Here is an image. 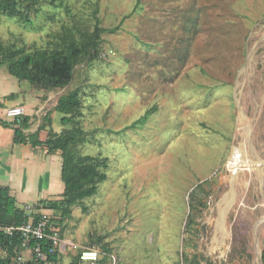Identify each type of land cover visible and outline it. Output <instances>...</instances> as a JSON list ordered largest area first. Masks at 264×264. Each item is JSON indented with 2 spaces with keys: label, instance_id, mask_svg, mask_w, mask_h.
Segmentation results:
<instances>
[{
  "label": "rangeland",
  "instance_id": "1",
  "mask_svg": "<svg viewBox=\"0 0 264 264\" xmlns=\"http://www.w3.org/2000/svg\"><path fill=\"white\" fill-rule=\"evenodd\" d=\"M30 17L0 15V39L34 50L69 31L117 28L61 89H37L0 65V79L20 88L17 99L0 96L4 120L12 118L3 108L23 97L35 104L37 93L44 104L32 129L50 117L60 131L57 99L77 90L87 133L79 151L108 158L97 193L62 219L57 237L68 255L59 264L88 247L108 264L103 245L123 264H262L264 0H37Z\"/></svg>",
  "mask_w": 264,
  "mask_h": 264
},
{
  "label": "trees",
  "instance_id": "2",
  "mask_svg": "<svg viewBox=\"0 0 264 264\" xmlns=\"http://www.w3.org/2000/svg\"><path fill=\"white\" fill-rule=\"evenodd\" d=\"M36 4L37 0H0V15L28 23L31 21L30 13ZM116 29L96 24L91 31L80 32L78 36L71 31L60 35V42L54 47L34 50L13 43H4L0 39V65L6 64L12 77L18 81L26 80L37 89L48 92L61 89L72 81L74 68L79 62L92 61L98 57L101 34L113 33ZM7 97H13V94ZM55 110L63 114L60 119L63 128L60 131L52 129V120L48 117L46 123H39L35 131L26 137L21 130L28 127L29 118L25 116L19 127L13 129V140L16 143L29 142L32 146L43 144L47 153L60 155V179L64 187L61 197L58 200L39 201L35 205V207L41 205L44 209L51 207L60 210L62 218L52 219L53 222H57L54 226L60 230L63 226L62 219L70 216L72 207L97 193L98 185L107 178L108 158L100 155H83L79 151V146L87 141V133L80 124L81 98L77 90L59 96ZM146 118L147 114L138 119V122H145ZM0 122L3 121L0 119ZM43 132H46L45 140L41 137ZM201 188L202 185L198 184L191 194L196 195V191ZM15 201L14 196L9 193V188L0 186V226H20L29 219L26 211L18 207ZM190 206L193 207L194 203L191 202ZM6 242L7 239L1 234L0 244ZM47 244L50 242L47 241ZM102 248L108 255V249L104 245ZM78 254L70 264H79ZM57 255L58 253L50 256V259L57 261ZM0 264H10V261L1 260Z\"/></svg>",
  "mask_w": 264,
  "mask_h": 264
},
{
  "label": "crops",
  "instance_id": "3",
  "mask_svg": "<svg viewBox=\"0 0 264 264\" xmlns=\"http://www.w3.org/2000/svg\"><path fill=\"white\" fill-rule=\"evenodd\" d=\"M3 79L9 82L3 83ZM19 91L20 88L14 87L7 75L0 79V96L7 97L9 94H13V98L17 99ZM32 95L31 98L34 99L35 104L33 102L26 104V98L23 97L22 101L18 100L19 102L13 105L22 107L23 117L29 118L28 127L21 129L26 137L29 131L35 130L32 129L35 125L34 117L39 116L44 104L42 102L37 105V102L41 101L39 94L32 93ZM34 105L36 110L33 111ZM0 119L3 121L0 122V186L9 188L10 195L14 196L17 206L21 209H27L39 201L58 200L64 188L60 179V155L58 153L49 154L45 148L39 145L32 146L29 142H14L13 129L19 126L12 119L4 120L2 115H0ZM60 252L68 255L67 249H60ZM99 260L83 264H98ZM108 260V264H111L110 258ZM57 262L59 264V256ZM70 262L71 260L67 264ZM121 262H116V264H123ZM24 264L33 263L26 262Z\"/></svg>",
  "mask_w": 264,
  "mask_h": 264
},
{
  "label": "built area",
  "instance_id": "4",
  "mask_svg": "<svg viewBox=\"0 0 264 264\" xmlns=\"http://www.w3.org/2000/svg\"><path fill=\"white\" fill-rule=\"evenodd\" d=\"M6 116L11 117L16 125H19L23 118V109L20 106H13L4 109ZM27 214L33 212L34 218L20 226H0V235L7 239L6 243L0 244V261L9 260L11 264H24L34 262L37 264H58L50 259V256L60 252L58 228L52 218L41 205L31 209H24ZM60 219V218H59ZM51 232V233H50ZM16 241V244L14 242ZM47 241L50 244H47ZM13 247V248H11ZM59 247V248H58ZM12 249V252H11ZM79 264L94 263L100 259L101 252L97 248H84L79 254ZM111 264H116V257L109 255Z\"/></svg>",
  "mask_w": 264,
  "mask_h": 264
},
{
  "label": "bare ground",
  "instance_id": "5",
  "mask_svg": "<svg viewBox=\"0 0 264 264\" xmlns=\"http://www.w3.org/2000/svg\"><path fill=\"white\" fill-rule=\"evenodd\" d=\"M229 201H230V199H229V195H226L224 198H222V200L220 201V204H219V211H220V213H222L221 214V217L224 215V213L223 212H225L226 211V209H225V207H228L229 206ZM221 217H219V223L217 224L218 225V230L220 231V233L222 232V234H224L223 233V231H222V229H221V227H222V223H223V221L221 220ZM221 238H215L214 239V241L216 242V244H215V246L213 247V249H218L219 247H220V245H221V240H220ZM213 252H214V254H216L215 252L216 251H214V250H212Z\"/></svg>",
  "mask_w": 264,
  "mask_h": 264
},
{
  "label": "water",
  "instance_id": "6",
  "mask_svg": "<svg viewBox=\"0 0 264 264\" xmlns=\"http://www.w3.org/2000/svg\"><path fill=\"white\" fill-rule=\"evenodd\" d=\"M264 218V217H263Z\"/></svg>",
  "mask_w": 264,
  "mask_h": 264
}]
</instances>
